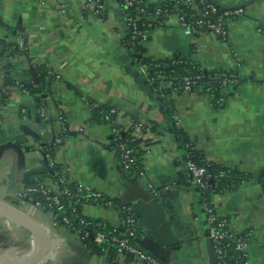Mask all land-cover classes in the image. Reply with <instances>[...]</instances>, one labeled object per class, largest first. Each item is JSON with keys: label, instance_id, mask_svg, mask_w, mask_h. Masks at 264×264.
Instances as JSON below:
<instances>
[{"label": "crops", "instance_id": "obj_1", "mask_svg": "<svg viewBox=\"0 0 264 264\" xmlns=\"http://www.w3.org/2000/svg\"><path fill=\"white\" fill-rule=\"evenodd\" d=\"M208 1L245 9L242 18L228 22L226 38L186 37L173 14L146 36L144 56H181L206 72H237L241 80L216 98L201 88L170 93L172 121L134 64L126 44L130 30L116 0H107L101 18L86 0H0V200L41 226L50 240L49 250L28 264H135L128 256L92 252L77 233L79 223L70 227L53 211L16 199L25 175L44 167L43 147L59 135L60 115L68 131L51 149L56 167L67 170L71 184L91 186L117 203L84 204L81 220L112 230L122 208L130 207L136 220L130 243L156 264H214L199 192L185 182L191 155L252 178L233 182L213 195L210 205L237 237L252 232L241 264H264V187L256 181L264 172V34L258 31L264 30V0ZM18 40L25 50L17 48ZM48 70L53 77L39 78ZM22 86L34 92L25 94ZM105 109L115 112L109 123L98 117ZM115 121L132 133V141H140L141 177L124 170L111 148ZM177 129L188 137V148ZM12 145L21 149V158ZM36 250L31 232L0 216V264L7 255Z\"/></svg>", "mask_w": 264, "mask_h": 264}, {"label": "built area", "instance_id": "obj_2", "mask_svg": "<svg viewBox=\"0 0 264 264\" xmlns=\"http://www.w3.org/2000/svg\"><path fill=\"white\" fill-rule=\"evenodd\" d=\"M122 14L123 21L130 30V41L142 45L143 36H147L153 29L164 25L165 19L175 14L178 17L179 25L183 35L186 37L200 36L206 33H213L226 38L228 22L233 19H240L245 14L243 7L223 9L208 0H116ZM107 0H86V7L98 18H101L105 11ZM135 7L136 13L133 16L129 9ZM183 9H182V8ZM150 9V11H149ZM188 9L190 12H185ZM264 34V30H258ZM18 49L25 50L24 44L17 41ZM136 60H134L135 62ZM182 64L181 60H172L170 63L163 60L149 59V62H137V68L145 77L152 89L160 94V97L167 98L170 93H188L198 86L207 87L210 91L212 84L217 88L226 90L235 87L240 82L237 72L216 70L206 72L196 63H190L189 69L184 74H177L175 66ZM240 66L238 61L235 64ZM151 71V73L149 72ZM47 77H53L51 71H47ZM55 78H58L57 76ZM38 80V79H37ZM215 86V87H216ZM25 94H30L29 88L22 86ZM211 93V92H210ZM212 96L213 94H209ZM114 110L109 111L112 115ZM44 116V112L42 113ZM60 133L52 143L43 147V161L49 172L47 176L32 177L33 185L23 186L16 197L32 204L40 211H53L54 217L70 227L79 223L80 229L77 233L80 239L92 238V241L99 246L102 253L113 247L118 257L128 256L135 264H156V260L147 253L131 245L130 241L136 231V220L130 207L122 208V215L118 227L106 230L101 222L81 220L77 209L84 204L112 206L110 201L105 202L104 195L93 189L91 186L82 184H71L67 177L66 169H58L51 156V149L62 143L68 128L63 117L60 115ZM138 128H143L139 124ZM124 132L118 127L117 121L111 129V142L115 143L122 168L134 175L141 177L143 170L140 167L139 159L135 156L133 149H130L123 141ZM185 169L190 180V185L196 189L205 191L209 188V174L205 167L198 166L187 161ZM264 187V184H263ZM202 210L207 219V233L212 241L216 264H229V253L227 247L233 245L234 250L245 257V250L248 246L252 232L237 237L229 227L225 218L219 217L215 211L203 204ZM71 212L75 221L67 217ZM264 246V239L262 240Z\"/></svg>", "mask_w": 264, "mask_h": 264}, {"label": "trees", "instance_id": "obj_3", "mask_svg": "<svg viewBox=\"0 0 264 264\" xmlns=\"http://www.w3.org/2000/svg\"><path fill=\"white\" fill-rule=\"evenodd\" d=\"M129 11H130V13L133 16L136 13L135 7L130 8ZM149 11H150V9H149ZM185 12H190V11L188 9H186ZM145 38H146V35L143 36L142 39H140V40L144 41ZM129 40H130V37H129ZM132 47H133V51H134L132 59L136 60L134 62V64L136 66H137V62L138 63L139 62H144V63L149 62V59L145 58V56H144L145 55V50H144L142 45H140L139 43L133 41ZM13 50L15 51V49H13ZM172 60H181L182 61V64L175 66L177 74H180V75L184 74L187 71V69H189V67L191 65L190 63H194V62H191V61H188V60L182 58L181 56H174L173 58H171L169 60H163V62L170 63ZM149 72L151 73L150 70H149ZM38 76H39V78L43 79V77L46 76V73L40 72V73H38ZM215 86H216V84H212V86L210 87V91H209V89H207V87L198 86L196 88H201L206 93L213 94L212 95L213 98H216V97H218V93L221 91V89H219V88H217V86L216 87ZM26 88H29L31 90V93L34 92L32 87L27 86ZM155 93L158 96L159 102L163 106L164 111H166L169 119L173 121L172 117L174 116L175 112L171 108L170 100H168L167 98L160 97V94L158 92H156V91H155ZM109 111H110L109 109L99 110L98 111L99 119H101L103 121H106L108 123L113 121L115 119V116L114 115H109ZM131 134L132 133L130 131L124 133L123 136H122V139H123V141H126V144L128 145V147L130 149L135 150V156H138L136 148H137V146H138L140 141L139 140H135V139H134V141H132ZM176 136H177L178 140L180 141V143L182 144V146L184 148H188L189 147V139H188V137L185 135V133L181 129H177L176 130ZM111 148H115V143L111 142ZM190 156L191 155H189V157ZM189 157L187 158V161H191V162L195 163L198 166L205 167L207 173L209 174V188L207 190H205V191H201L200 189H197L198 192H199V196H200L199 197V206H200V208H202L203 204H206L207 206H209L211 208V205H210L211 197L213 195L217 194V193L222 192L225 189H229L233 182H237V181H240V180H250V179H252L251 177L242 175V174H240L238 172L231 171L230 169H226V168L220 167V166L215 165V164H206L205 165V164L196 162V160L190 159ZM48 172H49V169L47 168L46 164L44 163V167L39 172H35V173H31V174L25 175V177H24V186L33 185L32 177L34 175L43 176L44 177V176H47ZM184 174H185L186 185L187 186H191L190 185L191 178L189 177V175L187 174L186 171H185ZM256 181H259L260 183H262V185L264 184V172L260 173L256 177ZM106 201H110V200L105 198V202ZM110 202L112 203V205L117 206V203H115L114 201H110ZM79 209H80V207H79ZM79 209H77V214L79 213ZM69 213L70 212L67 213L68 217H70ZM93 222H97V221H93ZM84 243L86 244L87 248H89L92 252H97V251L101 252L99 246L96 245L92 241V238H90V237L86 238L84 240ZM227 250H228V253H229V260H228L229 264H241L242 263L243 257H240V254L234 250L233 245H229L227 247ZM105 254L109 255V257L112 258V259H114L115 255H116L113 247H108V251Z\"/></svg>", "mask_w": 264, "mask_h": 264}, {"label": "water", "instance_id": "obj_4", "mask_svg": "<svg viewBox=\"0 0 264 264\" xmlns=\"http://www.w3.org/2000/svg\"><path fill=\"white\" fill-rule=\"evenodd\" d=\"M126 37H128V34L126 35ZM126 44L130 48V52L133 55L134 51H133L131 41L127 39ZM30 70L32 71V73H34L33 68ZM38 82L39 81L36 80V83H38ZM6 146H9V145H6ZM12 147H13L14 151L17 153V155L21 158L22 157L21 149L18 146H14V145H12ZM11 209H13V208H11L10 206H8L7 204H5L3 201L0 200V216L3 217L4 219H6L8 222H11V223L16 224L20 227H23L26 230H28L29 232H31L33 234L35 242L37 244V250L33 254H30L27 256L24 255L22 257L7 255L5 257V261H3L1 264H28V263H31L33 261L38 260L50 248V240H49L47 233L44 231V229L41 226L37 225L34 221L29 219L28 217L25 216L29 220V222L20 219L11 211ZM13 210H15V209H13ZM206 236H207V238H208V240L212 246L213 263L216 264L217 261L215 259L212 241L209 239L208 233H206Z\"/></svg>", "mask_w": 264, "mask_h": 264}, {"label": "bare ground", "instance_id": "obj_5", "mask_svg": "<svg viewBox=\"0 0 264 264\" xmlns=\"http://www.w3.org/2000/svg\"><path fill=\"white\" fill-rule=\"evenodd\" d=\"M11 211L17 216L19 217L20 219L24 220V221H27L29 222V220L20 212L16 211V210H13L11 209Z\"/></svg>", "mask_w": 264, "mask_h": 264}, {"label": "rangeland", "instance_id": "obj_6", "mask_svg": "<svg viewBox=\"0 0 264 264\" xmlns=\"http://www.w3.org/2000/svg\"><path fill=\"white\" fill-rule=\"evenodd\" d=\"M16 199H18L17 197H16ZM20 200V199H19ZM23 201V200H22ZM25 202V201H24ZM26 203H28V202H26ZM28 204H30V203H28ZM31 205V204H30ZM7 221V220H6Z\"/></svg>", "mask_w": 264, "mask_h": 264}]
</instances>
